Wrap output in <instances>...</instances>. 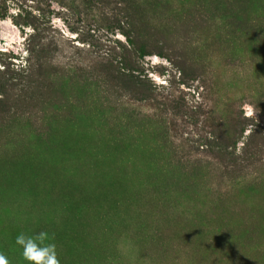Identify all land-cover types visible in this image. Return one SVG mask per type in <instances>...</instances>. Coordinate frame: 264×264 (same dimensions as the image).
<instances>
[{
  "label": "rangeland",
  "instance_id": "1",
  "mask_svg": "<svg viewBox=\"0 0 264 264\" xmlns=\"http://www.w3.org/2000/svg\"><path fill=\"white\" fill-rule=\"evenodd\" d=\"M0 113L9 264H264V0H0Z\"/></svg>",
  "mask_w": 264,
  "mask_h": 264
},
{
  "label": "clouds",
  "instance_id": "2",
  "mask_svg": "<svg viewBox=\"0 0 264 264\" xmlns=\"http://www.w3.org/2000/svg\"><path fill=\"white\" fill-rule=\"evenodd\" d=\"M251 115V113H247ZM15 243L23 249L22 256L29 264H61L57 246L51 241L47 232L34 235L21 233L17 235ZM0 264H9L8 258L0 253Z\"/></svg>",
  "mask_w": 264,
  "mask_h": 264
},
{
  "label": "trees",
  "instance_id": "3",
  "mask_svg": "<svg viewBox=\"0 0 264 264\" xmlns=\"http://www.w3.org/2000/svg\"><path fill=\"white\" fill-rule=\"evenodd\" d=\"M141 55H145L146 50L143 46L140 47ZM128 69V68H127ZM131 71V69H128ZM125 82L129 83V91L133 93V95L142 97L147 96L150 92V87H146L142 82L140 76H133L132 74L125 75ZM127 88V87H126ZM3 114L0 113V121L3 119Z\"/></svg>",
  "mask_w": 264,
  "mask_h": 264
}]
</instances>
